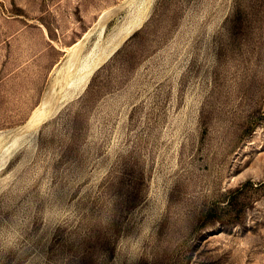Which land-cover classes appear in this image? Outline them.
I'll return each mask as SVG.
<instances>
[{"label":"rangeland","instance_id":"obj_1","mask_svg":"<svg viewBox=\"0 0 264 264\" xmlns=\"http://www.w3.org/2000/svg\"><path fill=\"white\" fill-rule=\"evenodd\" d=\"M77 43L0 164V264H264V0H0V152Z\"/></svg>","mask_w":264,"mask_h":264},{"label":"bare ground","instance_id":"obj_2","mask_svg":"<svg viewBox=\"0 0 264 264\" xmlns=\"http://www.w3.org/2000/svg\"><path fill=\"white\" fill-rule=\"evenodd\" d=\"M109 13H110L109 11H105L98 20V25L101 26L102 28H104L106 26V22H108ZM80 44L81 43H77L76 46L72 47L71 52H69L70 58L68 59L67 62H65L66 64L62 68V69L68 70L67 77L66 79L64 78L65 82L64 83L62 82L63 84L61 86L59 85L60 86L59 90L53 87L52 89L47 91V93L45 92L44 93L45 96L43 97V100L41 102L42 104L34 112L31 119L26 124L19 126L18 129L16 130L14 129L15 131L11 132V136H12V140L10 139L11 143L9 142V140H7L8 143L10 144L6 147V149L0 152V164H2L13 152H15L17 150L16 148H18L24 142L28 141V139L33 135V133L37 130V128H39L38 126L42 124V122L46 120L48 117L53 115L57 110H59V108L63 106L64 103H66L65 102L66 100H68L69 98L71 99L73 95H75L80 90H83L86 87L85 86L86 81L92 70H88L86 72H84L83 70L81 71H71L70 70L73 66V57L81 49ZM98 64H100V61L97 63V67L99 66ZM59 73H60V70H59ZM65 73H63V75ZM60 78L61 80H63L62 79L63 77H60ZM57 81H55V83ZM5 137H7V135ZM4 144L6 145L7 143H4Z\"/></svg>","mask_w":264,"mask_h":264},{"label":"trees","instance_id":"obj_3","mask_svg":"<svg viewBox=\"0 0 264 264\" xmlns=\"http://www.w3.org/2000/svg\"><path fill=\"white\" fill-rule=\"evenodd\" d=\"M262 184L264 185V183H262ZM262 184H261V185H262Z\"/></svg>","mask_w":264,"mask_h":264}]
</instances>
